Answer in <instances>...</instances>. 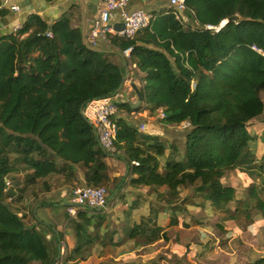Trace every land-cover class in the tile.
<instances>
[{"label": "trees", "instance_id": "1", "mask_svg": "<svg viewBox=\"0 0 264 264\" xmlns=\"http://www.w3.org/2000/svg\"><path fill=\"white\" fill-rule=\"evenodd\" d=\"M187 6L195 29L161 7L133 39L108 36L111 51L85 45L69 17L49 25L32 15L19 34L0 37V264H56L44 233L31 224L36 217H21L14 206L23 203L30 184L60 172L57 160L67 168L80 166L88 186H108V154L82 110L119 91L125 74L114 55L134 71L143 97V107L121 103L116 116L125 114L117 119L115 155L127 164L129 183L166 188L169 205L186 201L181 188L194 187L223 209L235 200L234 189L223 183L227 172L248 162L264 173V159L247 160L250 123L264 115V57L252 49L264 50V0H187ZM7 14L0 10V17ZM223 22L219 32L206 29ZM144 108L161 110L167 125L190 123L183 161L162 164L165 145L131 124ZM7 180L13 188L7 189ZM249 196L246 202L264 216V200L254 188ZM95 213L87 207L68 217L66 225L81 233L73 254L90 245L87 226ZM47 228L65 241L64 232Z\"/></svg>", "mask_w": 264, "mask_h": 264}, {"label": "crops", "instance_id": "2", "mask_svg": "<svg viewBox=\"0 0 264 264\" xmlns=\"http://www.w3.org/2000/svg\"><path fill=\"white\" fill-rule=\"evenodd\" d=\"M0 1L3 3V0ZM84 1L85 21L80 0H14L20 11L7 10L8 14L0 17V37L14 34V27L24 25L32 15L40 17L49 25L69 17L73 26L81 31L85 23L87 36L97 12L98 1ZM161 7H168V0L131 1L129 10L154 11ZM112 25H121L118 15H114ZM98 49L111 51L107 40L101 41ZM112 61L128 75L123 90L131 99L129 103H137V95L131 94L132 85L140 86L134 71L127 67L121 55H114ZM261 97L264 101V92ZM161 113L159 110L157 114H152L144 108L130 122L140 133L154 137L165 145L166 154L162 164L169 159L183 161L188 129L184 123L165 124ZM121 116L125 117V114L118 117ZM142 125L146 131L140 129ZM250 125V132H255L254 137H257V147L260 149L264 142V115L251 121ZM249 148L247 160L250 162L254 159L255 164H260L264 153L256 157ZM105 161L109 175L108 189L113 195L106 208L100 211L96 209V213L91 215L93 220L87 226L91 243L81 253L73 254L80 243L81 233L78 237L72 227L66 225L68 217L74 216L68 213L73 189L88 185L80 166L67 168L57 160L60 172L30 184L23 203L14 206L20 215L36 217L31 220V224L44 233L50 255L56 263L254 264L264 259V216L255 204L246 202L256 177L253 172L257 173L260 169L248 166L247 162L235 171L226 173L223 183L234 189L235 200L221 209L206 202L201 194L195 193L194 187L181 188L180 198L186 201L169 205L166 202V188L134 186L127 179L129 168L122 159L108 154ZM135 178L137 175L132 179ZM126 182L128 184L124 186ZM79 209L83 211L86 208ZM40 221L45 225H41ZM47 225L64 232L65 241L61 242L59 234L47 228ZM70 256L76 257L75 260L66 262Z\"/></svg>", "mask_w": 264, "mask_h": 264}, {"label": "built area", "instance_id": "3", "mask_svg": "<svg viewBox=\"0 0 264 264\" xmlns=\"http://www.w3.org/2000/svg\"><path fill=\"white\" fill-rule=\"evenodd\" d=\"M14 0H3L0 10H8L11 12H19L20 7L13 3ZM98 8L96 15L90 25L88 35L86 36V45L90 48L98 49L101 41L107 40L108 36L117 37L119 39H133L140 31L150 27L154 19L153 11L145 9H137L130 11L129 6L131 0H97ZM173 11L174 16L186 29H195V22L189 19L187 13L189 8L187 0H169L168 7ZM114 15H118L121 24L124 25L123 30L116 31L112 25ZM24 25H16L14 27V35L19 34L23 30ZM224 27V22L219 27L206 26L209 31L219 32ZM26 34L20 36L24 38ZM47 36L52 37L51 33ZM254 51L264 57V50L256 46L252 48ZM132 49L124 52L125 57H130ZM138 97L135 96V99ZM130 98L124 90L118 92L115 96L94 99L88 102L83 110L84 118L93 126L98 136L101 148L111 155L117 152L116 141L118 133L117 113L121 103H129ZM166 115L162 112L161 119H165ZM184 126L189 129L190 123L185 122ZM142 131H146V127H140ZM136 164V163H135ZM11 182L6 181L7 189L11 188ZM110 191L106 186H78L72 191L71 204L68 207V213L76 215L81 207L93 209L106 208L109 203ZM22 217V215H20ZM59 264V263H56Z\"/></svg>", "mask_w": 264, "mask_h": 264}, {"label": "rangeland", "instance_id": "4", "mask_svg": "<svg viewBox=\"0 0 264 264\" xmlns=\"http://www.w3.org/2000/svg\"><path fill=\"white\" fill-rule=\"evenodd\" d=\"M254 134H255V132L252 131L251 135L253 136V140L251 141V143L249 145L250 153L256 157H260L264 153V142L260 145V149H259L257 147L258 139H257V137H254ZM11 157L15 158L16 155L12 154ZM257 173L253 172V174H256V177H255V180L252 181V186L250 188L251 189L254 188L257 192L258 197H260L261 199L264 200V173L261 174L260 171L259 172L257 171ZM11 188H12V185H11ZM107 188H108V186H107ZM249 198H250V196H249ZM26 217H28V216H26ZM245 264H252V263H245Z\"/></svg>", "mask_w": 264, "mask_h": 264}, {"label": "water", "instance_id": "5", "mask_svg": "<svg viewBox=\"0 0 264 264\" xmlns=\"http://www.w3.org/2000/svg\"><path fill=\"white\" fill-rule=\"evenodd\" d=\"M80 1H81V4H82V7H83V11H84V13H83V17H84V21H85V10H86V4H85V1H84V0H80ZM238 19H239V18H237V17H235V18H231V19L228 20V22H229V21H238ZM123 28H124V25H123V24L114 27V29H115L116 31H121V30H123ZM49 33H50V32H49ZM82 37H83V42H84V44L86 45V24H85V23H84V27H83V30H82ZM127 77H128V75H125L124 80H123V83H122V85H121V87H120V89H119L118 92H120V91H122V90L124 89V85H125V82L127 81ZM132 88H133V90H134V91L136 92V94H137L138 102L135 103V104L130 103V105H131V107H132L133 109H139V108L143 107V97H142V94H141L139 88H138L136 85H132ZM118 92H117V93H118ZM117 93H116V94H117ZM116 94H115V95H116ZM115 95H114V96H115ZM111 198H112V197H111ZM111 198H110V199H111ZM97 210L100 211L101 208H98Z\"/></svg>", "mask_w": 264, "mask_h": 264}, {"label": "bare ground", "instance_id": "6", "mask_svg": "<svg viewBox=\"0 0 264 264\" xmlns=\"http://www.w3.org/2000/svg\"><path fill=\"white\" fill-rule=\"evenodd\" d=\"M228 21V20H227Z\"/></svg>", "mask_w": 264, "mask_h": 264}]
</instances>
